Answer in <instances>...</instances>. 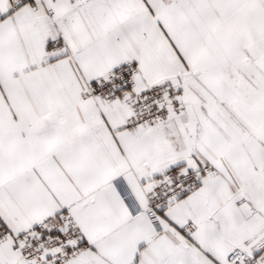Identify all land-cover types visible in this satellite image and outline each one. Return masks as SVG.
Here are the masks:
<instances>
[{
  "label": "snow or ice",
  "instance_id": "1",
  "mask_svg": "<svg viewBox=\"0 0 264 264\" xmlns=\"http://www.w3.org/2000/svg\"><path fill=\"white\" fill-rule=\"evenodd\" d=\"M0 264H264V0H0Z\"/></svg>",
  "mask_w": 264,
  "mask_h": 264
}]
</instances>
